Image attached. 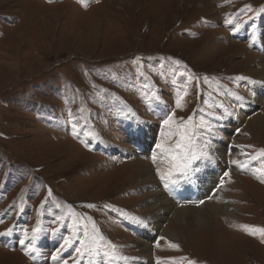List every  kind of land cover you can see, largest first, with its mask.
Returning a JSON list of instances; mask_svg holds the SVG:
<instances>
[{"label": "rangeland", "instance_id": "obj_1", "mask_svg": "<svg viewBox=\"0 0 264 264\" xmlns=\"http://www.w3.org/2000/svg\"><path fill=\"white\" fill-rule=\"evenodd\" d=\"M172 112L212 159L165 187ZM262 150L264 0H0V264H264ZM139 162L176 210L221 211L153 214Z\"/></svg>", "mask_w": 264, "mask_h": 264}, {"label": "snow or ice", "instance_id": "obj_2", "mask_svg": "<svg viewBox=\"0 0 264 264\" xmlns=\"http://www.w3.org/2000/svg\"><path fill=\"white\" fill-rule=\"evenodd\" d=\"M176 64H179V61L175 62ZM237 79H244L243 77H238ZM183 95L178 96L176 99V107L182 108V101L184 98ZM242 99V98H239ZM216 119H219V117H216ZM163 126L167 129L166 132H164L163 139L155 145L157 149L160 150L161 154L168 160L170 164V170L167 174L160 173L158 171V175H160V179L162 181H165V187L168 186L167 181H171L172 183H175L174 180H171V177L174 173H179L181 175H185L188 172L189 167L191 166L192 162L196 159H199L201 156L205 157L207 159H212L211 156L208 155L207 152L200 150L199 155H197V147L196 142L198 140V135L196 132L197 128H203L207 132H212V127L209 124H206L204 121H201L199 125H194L192 118H189L187 122L180 121L177 122L175 119V112H172L167 116L166 119L163 120ZM175 137V144L174 146L169 144L166 145V140ZM261 156H264V150L260 152ZM156 157L153 156V162H155ZM243 167V165H241ZM225 175H228V173H225ZM51 195V193H49ZM91 207V205H89ZM131 219L137 220L139 223L143 224L144 222L142 220H138L136 217H132ZM256 231H260L264 233V230H252L249 234H255ZM11 232V229L8 230V232L0 233V236L2 235H8ZM40 232V228H34L32 230L31 239L34 241L37 237V233ZM28 230L24 229V240H21V244H25V240H28ZM85 239H82L80 241L81 247L77 249L78 252H80L81 255L84 254V251H96L101 245L100 241H102L104 238L102 236H92L89 238V235L87 231L84 233ZM65 245H69L70 241L65 240ZM110 249H112L111 252H105V256H111L113 259H123L127 260V257H117L115 255V246L108 243L107 245ZM172 247H176L175 245H172ZM34 250L33 245L31 242L26 246V252L25 254H28ZM53 260L59 259V254L54 255L52 257ZM66 264V262H65Z\"/></svg>", "mask_w": 264, "mask_h": 264}, {"label": "bare ground", "instance_id": "obj_3", "mask_svg": "<svg viewBox=\"0 0 264 264\" xmlns=\"http://www.w3.org/2000/svg\"><path fill=\"white\" fill-rule=\"evenodd\" d=\"M141 162H139L140 164ZM141 174V184L143 187L147 188L150 191L149 195V203L151 208L153 209V214L158 213V212H170L174 213V220L177 221L178 223H187V224H193L196 227H202V224L205 223H211L213 216L212 214L218 215V210L221 211V209L216 208V206H213L211 204H208L205 208V210H208L210 213L209 215L203 214L205 213L204 210L198 211V210H176L171 201L169 202L168 199L165 198L164 194L162 191L159 189V185L156 182V180L153 177L152 171L149 166H146L145 164L141 163L140 166ZM152 203V204H151ZM162 215V214H161ZM191 226V225H190ZM169 232V235H174ZM176 234V233H175ZM177 235V234H176ZM139 247H141V250L138 252L140 259H149L151 258V252L150 249L147 248L144 244L141 243H136Z\"/></svg>", "mask_w": 264, "mask_h": 264}]
</instances>
